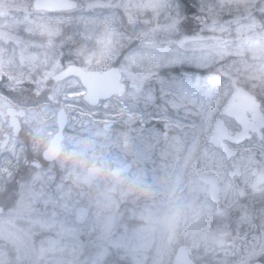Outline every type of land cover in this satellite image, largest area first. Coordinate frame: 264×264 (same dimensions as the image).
<instances>
[{
    "label": "rangeland",
    "instance_id": "obj_1",
    "mask_svg": "<svg viewBox=\"0 0 264 264\" xmlns=\"http://www.w3.org/2000/svg\"><path fill=\"white\" fill-rule=\"evenodd\" d=\"M31 1L0 0V74L25 80L31 95L50 83L67 112L74 115L77 105L79 112L66 126L55 161L42 169L28 167L16 184L13 178L6 184L10 201L0 214V264H171L182 243L196 250L193 258L199 264H232L233 257L219 250L221 242L215 236L217 204L208 199L197 175L214 169L222 198L239 181L233 202L240 189L249 190L250 201L264 200V188L249 189L251 169L264 171V137L239 146L230 163L207 143L213 117L233 84L252 91L264 112V31L254 32L233 51L201 96H177L157 105L162 57L154 54L155 26L141 32L139 39L114 7L122 5L133 21L143 15L141 0H79L85 9L80 20L66 19V13L36 12ZM238 2L244 6L247 0ZM96 4L104 6L93 7ZM133 41L136 46L130 48ZM70 62L85 69L116 63L124 80L150 84L109 99L105 108L88 107L75 102L76 95L65 97L78 92V79L56 84L50 80ZM41 115L51 117L44 121ZM54 115L52 105L43 102L27 119L37 116L45 131H53ZM139 118L145 123L142 127ZM110 121L124 128H104ZM224 121L231 131L237 128L232 118ZM41 140L34 143V153L41 149ZM123 140L128 141L125 146ZM125 162L132 169L112 177L110 169ZM93 165L100 173L83 184ZM235 165L242 174L230 178L226 167ZM79 206L88 208L83 223L75 220ZM259 223L264 225V220ZM251 249L240 264L249 262ZM253 250L264 251V243Z\"/></svg>",
    "mask_w": 264,
    "mask_h": 264
},
{
    "label": "snow or ice",
    "instance_id": "obj_2",
    "mask_svg": "<svg viewBox=\"0 0 264 264\" xmlns=\"http://www.w3.org/2000/svg\"><path fill=\"white\" fill-rule=\"evenodd\" d=\"M141 6L143 15L133 21H129L122 5L114 7L116 15L139 39H143L141 32L155 26L154 54L162 57L157 70L162 78V94L157 105L177 96H201L210 89L233 51L254 32L264 31V0H247L244 6L238 0H141ZM53 11L66 13V19L80 20L85 9L71 0L70 9ZM136 43L133 41L129 47L134 48ZM239 183L216 205L215 236L221 242L219 250L233 257L232 264H240L252 246L264 243V225L259 223L264 220V202L257 204L248 196L233 202ZM249 261L264 264V252L255 253Z\"/></svg>",
    "mask_w": 264,
    "mask_h": 264
},
{
    "label": "water",
    "instance_id": "obj_3",
    "mask_svg": "<svg viewBox=\"0 0 264 264\" xmlns=\"http://www.w3.org/2000/svg\"><path fill=\"white\" fill-rule=\"evenodd\" d=\"M34 9H65L71 8V0H34L32 3ZM68 76H76L79 78L82 86L86 90L83 96L84 100L90 105L98 104L100 99L110 98L112 95H122L126 89V85L120 81L121 74L118 67H110L104 70H84L81 66L69 64L60 72L52 76V80L59 81ZM1 78V76H0ZM219 114H224L232 117L240 126L233 134H230L224 121L219 117H215L208 142L218 147L229 158L236 153L228 143L239 144L246 139H249L252 133H256L258 138L262 137L261 129L264 127V115L260 109V102L256 96L239 85H234L231 95L227 98L225 104L221 107ZM67 117L64 109L59 107L57 110L56 124L57 131L50 140L49 145L43 151V158L46 161H51L57 158L61 151V141L63 138V129L66 125ZM36 166L41 167L36 161ZM130 169V165L126 164L121 169L112 171L114 176L120 172H126ZM98 172L97 167L89 168V175ZM255 170L253 171V174ZM239 175L238 168L230 173ZM200 180H203L209 185L207 190L208 196L215 202L218 201V186L216 185V178L213 174H201ZM88 179H83L87 182ZM264 183V173H259L258 178L253 182V187ZM1 210V208H0ZM88 215V209L80 206L76 210V221L82 223ZM189 249L186 246H179L175 252L172 264H195L189 258Z\"/></svg>",
    "mask_w": 264,
    "mask_h": 264
},
{
    "label": "flooded vegetation",
    "instance_id": "obj_4",
    "mask_svg": "<svg viewBox=\"0 0 264 264\" xmlns=\"http://www.w3.org/2000/svg\"><path fill=\"white\" fill-rule=\"evenodd\" d=\"M78 1L79 0H76V2L79 4ZM36 12L54 13L48 11H36ZM124 81L128 85L127 91L123 95L116 98L123 97L128 92L129 89L138 91L141 88H143L144 85L150 84L147 81L140 84H138L135 81H126V80ZM11 84H13V86ZM27 86H28L27 83L18 82V80L5 77L3 74H2V78L0 79V208H1L0 214H3L5 210H7L8 203L10 201L9 200L10 188L9 186H6V184H10L12 178L15 179L14 183L16 184L18 182V179L20 177L21 178L23 177V173L26 171V169H28V167L33 168L32 165L34 164L35 160L41 161V163H43V167L49 164L48 162L42 161L41 155L43 149L47 146L50 138L55 133V128L53 127L54 129L53 131H45L44 126L39 125V123L42 124V121L41 119H37V116L29 119L27 118L30 117L31 109L36 108L38 105H40L43 102H48L49 105L51 104L52 108L56 110L59 100L53 96L51 92L50 84H47L44 89H42L39 93H37V95H31L30 93H27ZM105 106L106 104L103 103V108H105ZM119 112L123 114L124 112H126V110L125 109L120 110ZM50 117H51L50 115H48L46 118L45 116H42V119L44 121H47V118ZM137 122L138 125H140V127L145 125V123L140 118L137 120ZM113 126L117 128L118 127L124 128V126L121 124L119 125V122L117 121H115V123L113 121H110L109 123L104 125V128L113 127ZM43 134H45V136ZM165 134L166 132H164L163 135ZM40 137H42L43 139L41 140V142H38V145L39 147H41V149L37 150L36 153H34L32 151V147L34 146V143L40 141ZM124 142L125 140L122 141L123 146H125ZM63 144H64V140H63ZM225 161L227 163H230L231 158L230 159L225 158ZM236 167H238L240 172V175L236 178H239L242 174V171L238 165H235L232 169ZM253 168H256L258 172L262 171L259 170L257 167H253ZM253 168L251 169V172ZM232 169L226 167L227 175ZM202 172H208V173L213 172L216 174L218 178V185L221 192L220 180L215 170L214 169H210V171L202 170L200 173ZM122 174H126V173H122ZM253 178L254 176H252L251 182L249 184V189L251 191H256L258 189L264 188V184L254 189L250 188ZM202 185L206 188V195H207V185H205L204 183H202ZM248 193L249 190L240 189L238 192V198L241 196H246ZM220 197L222 200L223 199L222 196ZM185 245L190 246L189 244H185ZM254 246L251 247L252 249H251L250 257L256 253L253 250ZM195 251L196 250H194V248L191 247L190 256L192 257L193 260H195L193 258V254L195 253ZM257 252H264V251L258 250ZM248 263H250V261Z\"/></svg>",
    "mask_w": 264,
    "mask_h": 264
}]
</instances>
